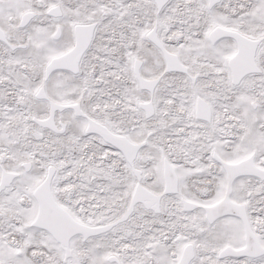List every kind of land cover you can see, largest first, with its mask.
Returning a JSON list of instances; mask_svg holds the SVG:
<instances>
[{
  "label": "snow or ice",
  "instance_id": "1",
  "mask_svg": "<svg viewBox=\"0 0 264 264\" xmlns=\"http://www.w3.org/2000/svg\"><path fill=\"white\" fill-rule=\"evenodd\" d=\"M0 264H264V0H0Z\"/></svg>",
  "mask_w": 264,
  "mask_h": 264
}]
</instances>
